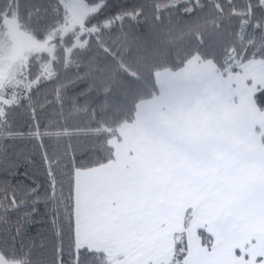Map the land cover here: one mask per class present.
<instances>
[{"label":"trees","instance_id":"16d2710c","mask_svg":"<svg viewBox=\"0 0 264 264\" xmlns=\"http://www.w3.org/2000/svg\"><path fill=\"white\" fill-rule=\"evenodd\" d=\"M84 27L86 33L58 38L52 59L30 58L27 97L0 113V254L6 261L58 264L62 246L65 264H72L78 250L73 175L113 159L110 140L133 120L138 102L155 96L158 71L179 70L195 56L223 75L264 61V5L258 0H177L173 6L170 0H104ZM48 61L51 74L41 77ZM254 100L264 111V88ZM45 153L56 174L54 189ZM12 197L23 204L13 207ZM197 235L211 247L205 231ZM186 249L181 233L170 264H183L177 257ZM80 255L91 264L110 263L87 249Z\"/></svg>","mask_w":264,"mask_h":264},{"label":"crops","instance_id":"0c3cea01","mask_svg":"<svg viewBox=\"0 0 264 264\" xmlns=\"http://www.w3.org/2000/svg\"><path fill=\"white\" fill-rule=\"evenodd\" d=\"M155 84L110 140L113 159L73 175L76 248L170 264L184 233L187 264H264V61L223 75L195 56Z\"/></svg>","mask_w":264,"mask_h":264},{"label":"rangeland","instance_id":"374dc122","mask_svg":"<svg viewBox=\"0 0 264 264\" xmlns=\"http://www.w3.org/2000/svg\"><path fill=\"white\" fill-rule=\"evenodd\" d=\"M103 1L0 0L1 114L5 108L27 97V92L33 85L27 80L30 58L48 54L52 59L53 43L58 38L70 33H86L88 30L84 27V22L100 9ZM176 3L177 0H170V6ZM40 31L44 35L43 39L35 37V33ZM41 68V77H49L51 61L42 64ZM0 264L20 263L6 261L0 254Z\"/></svg>","mask_w":264,"mask_h":264},{"label":"snow or ice","instance_id":"6c2138e0","mask_svg":"<svg viewBox=\"0 0 264 264\" xmlns=\"http://www.w3.org/2000/svg\"><path fill=\"white\" fill-rule=\"evenodd\" d=\"M258 2L261 5H264V0H258ZM201 43H203V40L201 39L200 41ZM74 162H75V158H73ZM45 166L47 168V172H48V176H49V184L51 185V187L54 189L56 186V180H55V172L53 171L52 167H51V163L48 160L47 154L45 153ZM32 191H36V189H33ZM50 195L55 196V192H51ZM35 203V202H34ZM23 204V201H21L19 204L16 202L15 197H12V206L13 207H19ZM0 207H3L2 204H0ZM31 215V214H28ZM31 222V221H29ZM20 229H17V234H19ZM61 235V230L57 229V236ZM60 255H59V260H58V264H65V260H64V256H63V248L62 246L58 249ZM81 252H83V249H78L76 252V256L72 259V264H91V261L87 258V256L85 255L84 257H81ZM177 261L179 262H183V264H187V262L184 261V256L183 254L180 257H177Z\"/></svg>","mask_w":264,"mask_h":264}]
</instances>
